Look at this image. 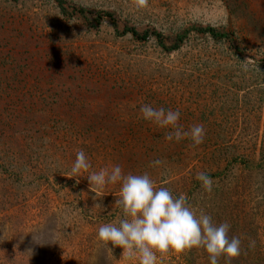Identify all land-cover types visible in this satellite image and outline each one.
Masks as SVG:
<instances>
[{
  "label": "rangeland",
  "instance_id": "rangeland-1",
  "mask_svg": "<svg viewBox=\"0 0 264 264\" xmlns=\"http://www.w3.org/2000/svg\"><path fill=\"white\" fill-rule=\"evenodd\" d=\"M62 1L0 0V264H138L96 240L121 218L120 185L92 191L86 177L116 164L230 223L232 264H264V0ZM143 104L178 110L184 130L202 124L204 142L167 141ZM80 150L91 168L69 178ZM161 261L208 264L197 249Z\"/></svg>",
  "mask_w": 264,
  "mask_h": 264
},
{
  "label": "clouds",
  "instance_id": "clouds-1",
  "mask_svg": "<svg viewBox=\"0 0 264 264\" xmlns=\"http://www.w3.org/2000/svg\"><path fill=\"white\" fill-rule=\"evenodd\" d=\"M147 3L148 0H136L137 6H146ZM139 111L144 120L161 128H171L165 136L167 141L180 142L187 138L192 147L204 142V126L195 124L184 130L178 124V110L143 104ZM162 163L163 161L156 159L150 166L156 167ZM90 168L86 153L80 150L76 153L69 178H78L82 171L86 172ZM86 178L92 191L103 189L107 185H120L114 206L120 210L121 218L115 223L102 224L97 230L96 240L105 248L109 243L122 248V257L129 261L162 264L164 254L197 249L206 254L208 264H220L221 258L224 264H232L242 253V239L234 234L230 235V223H214L212 216L203 209L197 211L192 207L186 194L177 196L167 186H157L147 172L125 173L116 164L110 169L90 172ZM196 179L204 191H212L213 180L210 175L199 172ZM96 206L101 207L100 204ZM255 246L256 241L249 240L248 248L254 249Z\"/></svg>",
  "mask_w": 264,
  "mask_h": 264
},
{
  "label": "trees",
  "instance_id": "trees-1",
  "mask_svg": "<svg viewBox=\"0 0 264 264\" xmlns=\"http://www.w3.org/2000/svg\"><path fill=\"white\" fill-rule=\"evenodd\" d=\"M57 3V5L59 6V8L64 11V7L62 5V3L64 1L62 0H53ZM79 11L82 13L83 12V9H79ZM107 16L111 17V13H106ZM101 14H98L97 15V20L101 21ZM99 21V22H100ZM192 30L198 32V33H205L206 35L210 36L211 38L213 39H221L223 37H226V34L225 33H222V32H219L217 31L214 27L212 26H205V27H198V26H192L191 27ZM189 31L187 30H184L183 32L181 33H177L176 34V37H175V44L172 46L171 49L175 50L177 48H179L180 46V43L184 40V38L187 36ZM123 33H130L134 38H138V39H141V40H145V39H148L150 37H155V39L159 42V44H162V38H163V35L160 33V32H157V31H144L142 33H140L138 30H136L135 28H125L123 30Z\"/></svg>",
  "mask_w": 264,
  "mask_h": 264
}]
</instances>
